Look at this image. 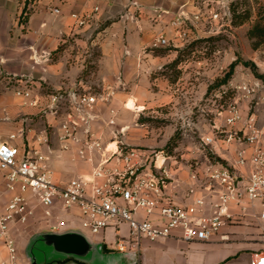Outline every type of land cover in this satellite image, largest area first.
I'll list each match as a JSON object with an SVG mask.
<instances>
[{
    "label": "rangeland",
    "instance_id": "rangeland-1",
    "mask_svg": "<svg viewBox=\"0 0 264 264\" xmlns=\"http://www.w3.org/2000/svg\"><path fill=\"white\" fill-rule=\"evenodd\" d=\"M161 1L167 7L163 4V8H150L155 16L154 19L148 17L147 12L148 19L143 24L145 34L136 24L143 37V44L136 53L130 54L125 50L129 43H133V38L127 39L121 33L116 39V47L122 52L111 51L108 59L100 62L101 50L97 47L105 41L98 32L108 26L107 22L87 35H70L61 42V51L68 50L67 79L72 81L66 87L57 89L41 81L34 83L33 80H39L43 74L42 68L35 71L33 79L27 76V69L12 72L0 60V110L3 107L18 109L16 112L12 109V114L3 111L0 115L3 130L0 129V133H13L14 124L20 121L23 126L28 123L39 132L44 130L47 141H53L55 137L57 139L60 123L75 111L65 100L59 105L57 114L48 113L46 97L58 90H75L94 97L95 103L91 108L83 106L93 137L99 138L104 147L110 144L112 148L117 145L125 149H143L151 155L163 151L175 157V161L168 164L173 175L169 190L174 199L179 198V203L185 202L191 171L195 169L197 175L203 173L206 165L204 156H208L211 162L224 164L228 163L225 159H233L237 143L227 145L214 141V147L202 149L200 140L204 135L217 140L213 126L225 129L224 119L229 106L233 105L239 115L234 129L247 132L249 125H253L259 131V145L264 150V43L253 49L247 36L258 16L264 13V0ZM157 9L168 11L162 21L156 18ZM139 13L137 8L131 16L138 17ZM178 16H184L182 23L177 27L171 26L170 20ZM26 18L27 14L19 19L23 26ZM242 19L244 22L239 25ZM159 35L166 39L165 44L158 41ZM91 43L97 44L90 46ZM58 51L51 53L52 61L58 59ZM32 60L43 63V59ZM19 62L25 64L19 58L13 64L16 66ZM76 62L79 71L74 68ZM81 65L84 66L81 68ZM223 79L226 80L221 83ZM243 84L252 86L254 91L243 94L238 90ZM21 90L30 92V97L17 96L16 92ZM222 91L225 92L222 94ZM31 102L35 103L32 105ZM71 118L78 123L81 132L83 127H87L78 115ZM74 160L72 155L70 162ZM1 196L0 192V211L4 212L2 204L8 197ZM30 205L36 212L35 216L23 224L15 222L9 228V234L18 247L20 264H27L23 248L29 236L50 230L57 222V210L46 209L36 202ZM236 221L226 222L229 227L221 228L216 235H237L252 228V242L260 247L254 220L249 216H239ZM97 236L93 238L97 239ZM16 237L17 240L21 237L18 243ZM114 240L109 236L105 239L108 249H113ZM164 246L162 241L149 243L143 240L139 251L141 264H177L186 259V264H214V260L220 257L214 248L192 246L191 243L178 245L175 251ZM192 258L197 260L192 261Z\"/></svg>",
    "mask_w": 264,
    "mask_h": 264
},
{
    "label": "built area",
    "instance_id": "built-area-1",
    "mask_svg": "<svg viewBox=\"0 0 264 264\" xmlns=\"http://www.w3.org/2000/svg\"><path fill=\"white\" fill-rule=\"evenodd\" d=\"M130 5L138 8L136 0H130ZM97 10V7L93 8V12ZM53 12L59 11L55 8ZM155 13L156 18L162 21L168 11L157 9ZM72 16L78 27H83L90 19L88 14ZM183 18L174 17L169 24L177 27ZM158 41L166 43L162 35ZM238 88L243 94L254 91L246 84ZM16 95L29 98L30 92L21 90ZM65 100L75 112L68 114L59 125V149L65 152L76 146L75 157L87 163L89 170L73 175L65 182H57L50 166L52 152L46 138L38 139V142L46 144L43 152L39 148L20 151L10 142L17 137L15 134L9 135L7 140L0 137V171L8 191L12 193L0 214V236L7 252L6 259L0 260V264H20L9 225L15 222L23 224L31 218L34 214L32 202L50 210L77 211V229L88 237L97 241L93 237L110 228L116 241L115 248L110 250L134 251L138 255L143 240L177 237L185 242H207L226 222L232 223L239 216H249L258 228L263 246V250L255 255L253 264H264V150L259 145V131L253 125H249L247 132L234 129L239 115L233 105L229 106L224 119L225 129L213 126L217 140L208 135L200 138L202 149L214 147V141L227 145L237 143L233 159H225L228 163L224 164L211 162L208 156H204L206 165L203 173L197 175L195 169L191 171V183L184 195L187 202L179 203L169 190L173 175L168 164H172L175 157L163 151L151 155L143 149H125L117 145L112 148L110 144L104 147L99 138L93 137L84 115L83 106L91 108L95 103L94 97L75 90H58L46 97L47 112L57 114L59 105ZM34 103L31 102L32 105ZM72 115H78L85 122L87 127H83L82 132ZM18 134L21 136L22 130ZM194 164L196 167V162ZM121 224L128 227L126 236L121 235ZM71 226V222L57 219L50 230L60 231L73 228Z\"/></svg>",
    "mask_w": 264,
    "mask_h": 264
},
{
    "label": "crops",
    "instance_id": "crops-1",
    "mask_svg": "<svg viewBox=\"0 0 264 264\" xmlns=\"http://www.w3.org/2000/svg\"><path fill=\"white\" fill-rule=\"evenodd\" d=\"M136 1L140 13L138 14V17L136 16L135 18H132L131 14L136 12L137 8L130 5V0H0V60L3 61L5 68H8L12 72H21L22 69H27V76L33 77V79H35V71L42 68L43 74L39 77V80L32 79L34 83H36V81H41L45 84H51L57 89L62 86L66 87L68 82H72L67 79L69 66L67 65L66 56L68 50L64 49L61 51L59 46L61 45V42H65L66 38L70 35H87V33L91 32L94 28L107 22L108 26L98 32V36H101L102 40L105 41V44L101 43L97 47L101 50V56L99 58L100 62L106 61L111 51L116 53L122 52V49L118 50L119 48L116 47V39L121 33L122 35L124 34L127 39L131 40V38H133V40H131L133 43H129L125 47V50L130 54L139 51L140 46L143 44V37H141L140 33L137 31L136 24L139 29H142L141 31H143V34H145L146 32L143 30V24L146 23L145 21H147L148 17L154 19L155 16V14L150 12V8L153 6L163 8V4L166 6V3H163L161 0ZM94 7L98 8L96 12H93ZM55 8L58 9V13L53 12ZM147 12L150 15L148 17ZM25 14H27V18L25 26H23L19 22V19L21 15ZM85 14H88L90 19L83 27H78L74 23L75 18L72 15L82 16ZM115 18L118 20L115 21ZM157 26L158 25H156V27ZM96 44L97 43H91L90 46H95ZM56 50H59L58 59L52 61L50 55ZM25 54H27L26 58ZM43 56L44 58H41ZM18 58L22 59L25 64L19 62V64L15 66L16 63L13 64V62ZM32 59H43L41 61L43 63H35ZM83 66L84 65H81L80 67L82 68ZM74 68L76 71L80 70V68L77 67V62L74 65ZM12 109L13 108L10 109L3 107L0 110V115L3 114V111L7 114H12ZM13 110L16 112L18 109L15 108ZM33 110L36 111L35 108ZM0 129L3 130L2 127H0ZM13 130L14 132L16 131V133L11 132L7 135L0 133V137L7 140L9 134L17 135V137L10 142L18 146L20 151L23 150V148H39L43 152L46 151V144L38 142V139L48 138L44 130L39 132L34 125L28 123L23 126V123L20 121L14 124ZM20 130H22L21 136L18 134ZM57 133L58 129L56 134ZM48 142L51 144H48V146L50 145L49 147L52 149V153L50 154V166L53 170L55 181L63 182L69 179L67 174L75 175L89 170V165L79 161L76 157L73 161L74 163L70 162L71 156H75L76 146L72 147V150L70 151L62 152L57 150L59 144L56 137L53 141L50 140ZM0 192L2 194L1 197H8V200L3 203L4 205L2 204L4 208L11 198L12 193L8 191L6 181L1 171ZM176 200H179V198H176ZM185 202L187 201L185 200ZM55 210H57L58 214L56 219L62 220L66 223L71 222V227L78 228L79 218L77 217V211L68 212L59 208H56ZM238 211L234 210V212ZM1 213H3V211H0V214ZM35 213L34 210V214L31 218L35 216ZM234 222L237 223L238 221L235 220ZM12 224L9 225V228H11ZM224 227L227 228L229 226L223 225L221 228ZM119 229L122 236L128 234L127 225L121 224ZM251 230L252 228L246 229L237 235L221 233L215 235L207 242H185L177 237L158 239L155 241H144L149 243L162 241L165 243L164 248L171 251L177 250L178 245L181 246L182 244L183 246H187L188 243H191L192 246L196 245L198 247L205 246L214 248L218 250V254H220V257L214 260V264H253L255 261V255L263 250V246L260 245L259 247L252 242L254 239H252L253 237L251 235L254 232L252 233ZM108 236L115 239L113 230L110 228L100 233L95 240L106 243L105 239L108 238ZM18 238L19 239L17 240L16 237V243L21 239V237ZM112 244H110L112 245V248H115L116 241L114 240ZM16 248L18 254V247ZM138 256L141 264L142 257L140 254ZM6 257L7 252L3 239L0 237V260L6 259ZM191 260L194 261L197 259L192 258ZM186 262L187 259L186 261H179L177 264H186Z\"/></svg>",
    "mask_w": 264,
    "mask_h": 264
},
{
    "label": "water",
    "instance_id": "water-1",
    "mask_svg": "<svg viewBox=\"0 0 264 264\" xmlns=\"http://www.w3.org/2000/svg\"><path fill=\"white\" fill-rule=\"evenodd\" d=\"M23 256L27 264H140L137 252H113L77 228L31 234Z\"/></svg>",
    "mask_w": 264,
    "mask_h": 264
},
{
    "label": "trees",
    "instance_id": "trees-1",
    "mask_svg": "<svg viewBox=\"0 0 264 264\" xmlns=\"http://www.w3.org/2000/svg\"><path fill=\"white\" fill-rule=\"evenodd\" d=\"M244 20H240L238 24H242ZM248 39L251 41V46L253 49L257 48L260 44L264 43V13L258 16V19L253 24V26L247 32ZM229 76V75H227ZM223 79L221 83L225 82Z\"/></svg>",
    "mask_w": 264,
    "mask_h": 264
},
{
    "label": "bare ground",
    "instance_id": "bare-ground-1",
    "mask_svg": "<svg viewBox=\"0 0 264 264\" xmlns=\"http://www.w3.org/2000/svg\"><path fill=\"white\" fill-rule=\"evenodd\" d=\"M131 102V101H130ZM129 108H131V107H129Z\"/></svg>",
    "mask_w": 264,
    "mask_h": 264
}]
</instances>
